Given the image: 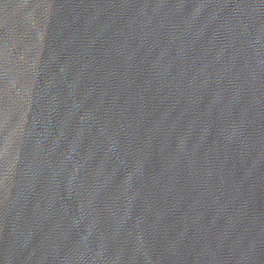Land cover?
<instances>
[{"label":"water","instance_id":"water-1","mask_svg":"<svg viewBox=\"0 0 264 264\" xmlns=\"http://www.w3.org/2000/svg\"><path fill=\"white\" fill-rule=\"evenodd\" d=\"M0 264H264V0H0Z\"/></svg>","mask_w":264,"mask_h":264}]
</instances>
